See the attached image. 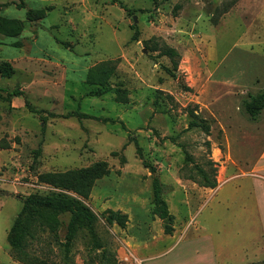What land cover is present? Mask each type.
Masks as SVG:
<instances>
[{
	"label": "rangeland",
	"instance_id": "rangeland-1",
	"mask_svg": "<svg viewBox=\"0 0 264 264\" xmlns=\"http://www.w3.org/2000/svg\"><path fill=\"white\" fill-rule=\"evenodd\" d=\"M231 1L0 0V16L23 23L17 37L0 33V62L13 69L10 77L0 75V264H21L11 254L8 234L22 199L50 192L76 197L38 176L99 161L107 163L109 175L93 185L97 200L93 188L81 200L97 217L96 239L116 264H148L133 256L127 226L107 225L101 217L105 199L110 208L122 201L138 225L150 224L151 175L128 137L156 168L174 227L191 219L187 238L194 241L177 249L179 257L190 264L264 261L263 247L254 255L258 240L224 227L236 217L247 230L248 217L254 216L250 202L260 189L256 168L264 161V111L251 122L241 109L242 101L264 88V0H238L217 17L216 8ZM29 9L42 10L45 17L28 22ZM164 47L180 56L175 78L165 70L172 67L170 60L158 57ZM107 61L114 69L103 87L108 91L84 96L86 71ZM14 88L23 96L6 100ZM117 89L125 91L124 103L117 101ZM189 108L206 121L208 134L187 129ZM68 112L91 118L58 117ZM199 169L217 185L227 179L224 186L216 192L198 186ZM68 219L59 215L54 229H36L31 255L45 264H111L99 260L100 250L83 229L64 254ZM173 256L154 264H168Z\"/></svg>",
	"mask_w": 264,
	"mask_h": 264
},
{
	"label": "trees",
	"instance_id": "trees-1",
	"mask_svg": "<svg viewBox=\"0 0 264 264\" xmlns=\"http://www.w3.org/2000/svg\"><path fill=\"white\" fill-rule=\"evenodd\" d=\"M116 2V0H114ZM238 0H232L228 4H224L222 8L215 10L218 16L226 13ZM7 4H2V6ZM18 8L23 7L22 4L16 5ZM119 7L123 9L127 14H131L132 11L125 5L119 2ZM44 12L42 10L29 9L26 12V20L28 22H35L43 19ZM211 23H217L218 18L211 16ZM135 30L136 28L133 27ZM23 30V23L18 20H11L0 16V33L7 37H17ZM138 32L135 31L131 40H136ZM146 45V43H145ZM146 50L152 52L153 49L148 46ZM167 57L171 64V68H165L167 74L173 78L176 77V70L178 65L179 54L173 48L164 47L159 53L158 57ZM114 71L111 66V62L107 61L89 68L86 72L83 83L87 89L84 92L86 97H100L108 91V88H103L106 85L107 79L110 73ZM13 73V69L10 63L7 61L0 62V75L2 77H10ZM181 81V80H179ZM183 90L190 91V88L181 84ZM96 87V88H95ZM116 94L119 95L118 102H125V91L121 89L116 90ZM23 92L19 88H14L11 92L5 96L6 100L11 97H21ZM27 107H30L27 104ZM242 112L247 116L251 122L259 120L262 112L264 111V88L259 90L254 95H249L247 99L241 102ZM32 112L34 110L30 109ZM187 114L190 118L187 129L199 128L208 134L209 126L204 119H202L196 112V109H188ZM54 117V114H50ZM76 116L78 118H91L88 115L81 114L79 112H68L64 115H59L60 118H67ZM103 122L114 123L115 120L108 118L101 119ZM134 142L136 147V153L141 160L142 166L148 170L151 175V216L157 217L162 222L163 233L171 235L174 228V216L169 212L166 201L163 198L164 188L156 175V168L146 162L141 154V148L137 145L134 139L128 137V142ZM185 156V161H187ZM121 163H125L124 156H121ZM201 180L197 182V185L203 188L213 189L216 186L214 178L209 177L204 170H198ZM109 175V168L107 163L99 161L91 166L68 170L64 172H52L44 173L38 176V180L41 183L54 184L60 190L71 192L76 197H71L61 192H50L44 196L29 195L22 199V206L13 221L12 227L8 234V243L10 246L11 254L13 258L21 264H45L42 260L34 257L29 252L28 248L30 244L37 240L35 230L38 229L43 232L44 229H54L57 223L59 215L68 214L69 219L66 226V234L64 241L63 252L68 254L71 244L75 239L79 230L83 229L91 238L96 250H100L98 258L100 261L106 260L111 264H116L114 254L106 247H103L98 243L95 234V224L97 217L93 212L85 205L81 200H87L91 189L96 180L101 179L104 176ZM188 179L193 180L192 176H188ZM101 217L107 225L115 224L120 229H125L128 223L127 214L119 210L106 209L101 213ZM105 261V262H106ZM89 263H92L90 260ZM252 264H264V261L252 263Z\"/></svg>",
	"mask_w": 264,
	"mask_h": 264
},
{
	"label": "crops",
	"instance_id": "crops-1",
	"mask_svg": "<svg viewBox=\"0 0 264 264\" xmlns=\"http://www.w3.org/2000/svg\"><path fill=\"white\" fill-rule=\"evenodd\" d=\"M63 77L65 78L64 74H63ZM14 98H18V97H14ZM261 164L263 166L260 165L258 168H256L257 174L255 176L260 179L259 181H257L260 189L258 190L257 194L255 192V194L259 196V198H257L256 196V198L254 200H251L250 202L252 203L250 210L254 213V216L248 217V220H247L248 223L246 224L247 230H245V225H242L241 227L238 226L239 223L237 222L236 217L230 224L225 222V226H224L225 229H230V230L239 231L243 233V235L246 238L258 240V242L254 243L256 245H253L255 246V249H256L255 250L256 253H254L255 256L259 254L258 251L262 247L264 248V191L262 188V185H264V161L261 162ZM226 180L227 179L222 180L221 184L219 183V185H217V182H216L215 188L209 189V191L215 189V192H216L220 190L224 186V183L226 182ZM95 187H96V184H95ZM97 194L98 192L93 188L91 197L93 196V198L97 200L98 198ZM104 202L105 203L103 206L105 207V209L119 210L125 214L127 213V216H128L127 232L130 235L128 236L126 243L132 249L133 256L135 257V259H137L138 261L142 263L147 262L148 264H154V262H156L157 259L164 258L166 257V255H170L173 253L174 256L172 257V259L168 260V264H190V262H186L183 259V257H179L176 253H177V249L184 247L186 243L188 244L190 241H194L192 237L187 238L191 228L193 227V224H191V219L187 220L184 223V225H181L177 228L174 227V224H173L174 230L172 234L166 235L163 233L162 222L159 218L157 217L153 218L151 216L150 224L144 225L142 227L137 224L139 220L135 219V216L131 212L130 208L126 206V204L123 203L122 201L116 202V206L112 208L109 207L108 205L109 202L107 201V199H105ZM168 210H169V207H168ZM174 220H175V217H174ZM194 229L196 230L197 228L195 227ZM136 230L137 231L142 230L145 232V234L139 235L138 233H136ZM196 254L198 256V253ZM210 262L214 264V261L212 259L210 260Z\"/></svg>",
	"mask_w": 264,
	"mask_h": 264
},
{
	"label": "water",
	"instance_id": "water-1",
	"mask_svg": "<svg viewBox=\"0 0 264 264\" xmlns=\"http://www.w3.org/2000/svg\"><path fill=\"white\" fill-rule=\"evenodd\" d=\"M133 23H136V18L133 16ZM145 52V51H144Z\"/></svg>",
	"mask_w": 264,
	"mask_h": 264
}]
</instances>
